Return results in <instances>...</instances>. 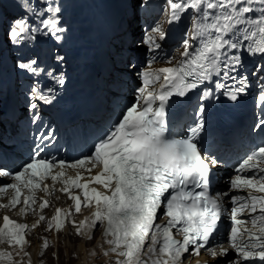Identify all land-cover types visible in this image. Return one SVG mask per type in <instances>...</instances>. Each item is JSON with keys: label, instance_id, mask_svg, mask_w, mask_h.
<instances>
[{"label": "snow or ice", "instance_id": "snow-or-ice-1", "mask_svg": "<svg viewBox=\"0 0 264 264\" xmlns=\"http://www.w3.org/2000/svg\"><path fill=\"white\" fill-rule=\"evenodd\" d=\"M257 2L258 9L253 6ZM44 3L47 6L42 11L32 10L38 25L29 26L23 19L14 21L8 34L14 44L23 45L34 40V34L41 31L44 35L54 36L57 41L61 39L58 33L64 30L57 26L55 18L59 8L48 4L47 0ZM167 3L174 20H178L180 14L194 10L192 33L184 40L181 58L174 64L137 73L141 86L136 89L135 102L123 109L118 120L101 134L90 156L67 165L83 169L89 175L92 169L99 168L96 175L84 179L83 172L77 171L75 177L66 176L64 161L38 158L43 151L38 145L31 162L13 175L15 182L0 186V195L12 190L8 203L0 204V208H15L22 204L21 215L35 211L32 206L37 203L36 192L49 193L50 186L43 181L51 179L53 187L57 181L62 184L59 191L73 201L75 211L94 205L91 216L79 222L76 232L80 234L85 227L101 226L109 251L117 254V264H179L189 246L193 253L199 254L225 219L229 220L225 238L230 247H221L219 251L208 248L210 255L222 256L231 249L238 253L239 264H254L256 258L264 264V147H259L239 163L238 174L229 181L230 190L246 194H232L230 207H225L224 197H228L229 192L216 196L208 193L210 171L219 160L204 155L197 147V137L204 126V107L194 113L198 122L188 129L185 138H167L164 121V108L170 97H184L205 81L213 80L214 76L217 77L216 88L225 89L221 80L229 78L230 70H236L241 48L253 54H264V0H167ZM24 7L32 9L27 3ZM45 14L50 15L44 18ZM132 35L124 50L128 53L125 64L129 75L136 72L137 63L142 62L137 53L146 46L151 63L157 58L156 50L160 47L157 39L165 38L158 25L143 38ZM62 59L57 57L58 61ZM36 65L37 61L33 59L20 62L18 66L38 75L42 69ZM231 79L236 86L225 94L235 101L246 90L247 79L240 77L238 82L235 76ZM56 83L63 84V78L57 79ZM33 94H38L36 88H33ZM209 94L210 90H206L201 99ZM38 98L46 100L43 95ZM259 99L264 108V94ZM157 101L159 105L153 107ZM31 107L35 109L36 104ZM34 119H38V115ZM260 125H264V120ZM93 183L102 185L105 191L91 187ZM72 189L80 191L76 194ZM48 205L47 199L40 198V209ZM161 209L167 220L163 224L155 223ZM72 210L57 208L47 221V229L61 230ZM44 220L45 217L39 215L31 227H37ZM2 221L0 243L22 250L27 243L25 232L29 226L8 215H4ZM173 230L181 239L174 237ZM149 239L147 252L142 253L145 241ZM43 247H47V240ZM142 255L148 258L142 260ZM0 258L9 259L10 253L0 251ZM229 264L237 262L229 261Z\"/></svg>", "mask_w": 264, "mask_h": 264}, {"label": "bare ground", "instance_id": "bare-ground-1", "mask_svg": "<svg viewBox=\"0 0 264 264\" xmlns=\"http://www.w3.org/2000/svg\"><path fill=\"white\" fill-rule=\"evenodd\" d=\"M83 4H86V2H84ZM85 11V14L83 16L80 17L79 19V30L82 33H90L92 35L93 38H97L99 35L104 34L105 32L108 31V25L105 24L102 21H98L96 19V17H94L93 14H90L88 12ZM4 43V39L0 38V46ZM56 229H54L55 231ZM65 231H63L62 233L64 234ZM81 232L83 234V236H85L86 238L89 237L90 233L96 232V240H95V246L94 244L92 245H88L89 242V238L82 240L80 245L78 246V248L75 250V248H73V245H67V256H68V264H73V262L77 261L76 264H117L116 261L113 260L112 257H107L105 255H103L100 251L101 246H100V242L101 240H105L102 233H101V229L99 228H95L93 230H85V228L81 229ZM62 233L57 234L55 237H53L54 232L51 234V237L48 236V238H51L52 242L58 243L61 235H63ZM70 237H75L78 238V241L81 240L79 237L74 236L69 234L68 235V239L69 241L72 240ZM27 243H29L28 239H27ZM61 249V248H60ZM10 251H20L21 249L18 246H12L9 248ZM36 245L33 246L32 251L29 253L28 257L23 258L24 264H34L36 261H38V259L36 258ZM36 256V257H35ZM41 256V255H40ZM30 257V260H29ZM57 258L58 260L61 259V255L59 253V251L57 252ZM30 261V262H29ZM43 262V261H42ZM62 262V260L60 261ZM45 263V262H44ZM43 263V264H44ZM15 264V263H12ZM20 264V263H19Z\"/></svg>", "mask_w": 264, "mask_h": 264}, {"label": "rangeland", "instance_id": "rangeland-1", "mask_svg": "<svg viewBox=\"0 0 264 264\" xmlns=\"http://www.w3.org/2000/svg\"><path fill=\"white\" fill-rule=\"evenodd\" d=\"M35 2H36V5L38 6L37 0H35ZM137 4H139V2H137ZM145 23H147V21L143 22V24H145ZM139 28H140V26L137 29H139ZM138 33H142V31H138ZM0 38L4 39L2 36ZM69 234L73 235V233L70 230L65 231L64 234L61 235V237H60L58 243H56V245H55V242L51 241V238H48L49 241H47L48 247L45 249L46 251L41 256L36 253L37 257L36 256L35 257L38 259V261H36L34 264H43L44 262H45L44 264H68L69 263L68 262V256H67L68 246L72 244L73 248L76 247L75 248V250H76L78 248V246L80 245L81 241L83 240V239H81L78 241V238L75 239V237L74 238L70 237L71 239L72 238L73 239L69 241V239H68ZM48 236L51 237L50 235H48ZM88 238L89 237H87L86 239H88ZM94 242H95V240L93 242L89 241L88 245L90 246V245L94 244ZM32 249H33V247H32ZM58 251L61 255L60 260H58V258H57V252ZM26 257H28V256H25L24 258H26ZM29 260H30V257H29ZM61 260H62V262H60ZM76 263H77V261L73 262V264H76ZM20 264H24V262H21ZM30 264H31V262H30Z\"/></svg>", "mask_w": 264, "mask_h": 264}]
</instances>
